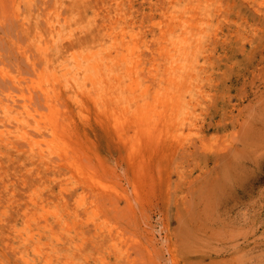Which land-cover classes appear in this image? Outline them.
Listing matches in <instances>:
<instances>
[{"label": "rangeland", "instance_id": "obj_1", "mask_svg": "<svg viewBox=\"0 0 264 264\" xmlns=\"http://www.w3.org/2000/svg\"><path fill=\"white\" fill-rule=\"evenodd\" d=\"M169 1L0 0V264H264V0H173L204 32L186 114L136 125L135 99L163 110L171 86L151 24ZM105 24L137 42L132 80L126 46L96 45Z\"/></svg>", "mask_w": 264, "mask_h": 264}, {"label": "bare ground", "instance_id": "obj_2", "mask_svg": "<svg viewBox=\"0 0 264 264\" xmlns=\"http://www.w3.org/2000/svg\"><path fill=\"white\" fill-rule=\"evenodd\" d=\"M159 9H160V11H161V15H162V18L161 19H159L158 21H151V24L155 27L156 26V28H157V30H158V37L157 38H168V42H167V47H169L167 50H165V53H164V58H167L166 60L168 61L167 62V67L169 68V74H168V76L170 75V77H168L169 78V80H168V78H167V80L168 81H170V84H171V86L169 85V87H168V89H166V92H165V96H164V98H163V100L161 99V98H155L156 96H153L154 98H155V102L156 101H158V102H160V106H161V108L163 109V110H165V111H163V110H156V111H154V112H152L151 110L152 109H150V107L149 106H144V105H146V104H148V102L145 100V98H140V99H144L143 101H146V102H142V104L140 105L138 102L139 101H137V98L135 99V101H134V104H136L135 105V107H134V109L132 110L133 111V114H134V118H135V120H136V125L137 124H139V122H140V124H144L145 126H150V125H152L156 120L155 119H153V117H152V115H154L155 116V118H159L160 120H162V121H165V120H167V118L169 119V121L170 120H175V121H178L179 119H181L183 116H184V114H186V108H187V104L188 103H186V101H185V99H184V96L182 95V94H177V93H175V89H176V86H177V82H179L180 80H182L183 78L185 79V77H189V74L190 73H188V71H189V68H191V66L192 67H194L192 64V62L190 61L191 59L190 58H192L191 57V53H192V49H193V47L195 46V45H197V41L201 38L200 37V33H201V31L203 32V30L200 28V27H202V26H200L201 24H198V22L199 21H197V22H187V21H185V20H181L178 16H176V15H174L173 14V12H174V10H175V4H174V1L173 0H171V1H169L168 2V4L167 5H164L163 7H159ZM173 11V12H172ZM160 15V14H159ZM166 20V19H168L170 22L169 23H174V25H169L168 27H165L164 26V24H162V22H163V20ZM177 27V29H179V33H176V28ZM114 26H112V25H104V32H102L101 34H100V36L98 37V40H97V43L98 44H96V45H100V46H102L103 44H104V42H106L107 41V43H106V46L107 47H105L106 49H113V47L114 48H116V47H118V46H120V44L119 43H121V42H119L118 43V38H117V35L115 34V32H114ZM102 30V29H101ZM124 31V30H123ZM101 32V31H100ZM120 32V31H119ZM117 33V32H116ZM121 33V32H120ZM124 33V32H123ZM126 33V32H125ZM203 34H204V32H203ZM126 35H128V34H126ZM130 36V35H129ZM131 37V36H130ZM132 38V37H131ZM130 38V39H131ZM120 40H123L124 41V35L123 34H121V36H120V38H119ZM127 40V39H126ZM167 40V39H166ZM130 41V40H129ZM200 41H201V39H200ZM128 43L129 42H127V41H124V43H121V45H123V46H126V47H124L126 50H127V52L125 53V54H121V56H119L120 54H117V55H115V57H117V59L118 60H120L121 62H123L122 64H123V67H124V70H123V72H126V74L125 75H127V76H129V78L132 80L133 78H132V74H134V73H130L132 70H136L137 68H139V62L137 61V60H133L134 58H135V56H136V54H135V52H134V47L135 46H137V42L135 43V41L134 42H131L132 43V47L131 48H129L128 49ZM130 47V46H129ZM122 48V47H121ZM195 48V47H194ZM117 49H119V48H117ZM123 49V48H122ZM196 49H197V47H196ZM108 50V51H109ZM120 50V49H119ZM118 50V51H119ZM200 50V49H199ZM137 51V50H136ZM71 52H73V51H71ZM94 52V51H93ZM92 52V53H93ZM91 53V52H90ZM136 53H139V52H136ZM160 53H162V55H163V52H160ZM108 54H110L109 52H108ZM107 54V58L108 59H112V58H110V56ZM135 54V55H134ZM159 54V53H158ZM194 54V53H193ZM74 55V54H73ZM195 55V54H194ZM58 56H61V55H57L56 57H58ZM81 56V55H80ZM89 56V55H88ZM87 55H86V57H88ZM95 56V55H94ZM119 56V57H118ZM197 56V55H196ZM62 57V56H61ZM74 57V56H73ZM76 57H78V55H76ZM75 57V58H76ZM82 57V56H81ZM80 57V58H81ZM113 57V56H112ZM107 58H105V59H101V62L102 63H104L105 61H108L107 60ZM57 59H60V57H58ZM62 59V58H61ZM72 59V58H71ZM74 59V58H73ZM76 59H78V58H76ZM75 59V60H76ZM90 59V58H89ZM89 59H88V61H89ZM116 59V60H117ZM136 59H137V56H136ZM140 59V58H139ZM150 59V58H149ZM83 60V59H82ZM93 60V59H92ZM162 60V59H161ZM197 59H195V61H196ZM46 61H47V59H46ZM64 61H66V60H64ZM81 61V60H80ZM80 61L79 62H77L78 64H77V66L79 67V70L78 71H80V68H81V70H87V69H89V68H91V69H93V70H96V68H97V65H99V63H96L95 64V66L93 65V66H91L89 63H84V62H81L80 63ZM192 61L193 62H195L194 61V59H192ZM62 63H63V61H61ZM73 62V61H72ZM113 62V61H112ZM141 62V61H140ZM155 62H156V60H155ZM47 63V62H46ZM52 63H53V60H52ZM60 63V62H59ZM58 63V64H59ZM94 63V62H93ZM153 63H154V61H153ZM157 63H158V60H157ZM190 63H191V66H190ZM34 64V63H33ZM49 64H51V63H49ZM151 65H152V63H150ZM162 64V63H161ZM195 64H197V63H195ZM34 66V65H33ZM109 66L110 65H108L107 63H105V65H104V68L106 67V70H107V72H105V75H109V73H111L110 72V69H109ZM140 66H142V65H140ZM160 66V65H159ZM62 67H64V66H62ZM62 67H60V68H62ZM74 67V66H73ZM147 66H145V68H146ZM166 67V66H165ZM59 68V69H60ZM77 68V67H76ZM152 68V67H151ZM73 69V68H72ZM140 69V68H139ZM143 69V68H142ZM158 69V68H157ZM161 69V68H160ZM193 69V68H192ZM42 70V69H41ZM61 70V69H60ZM118 70V69H117ZM147 70H148V68H147ZM165 70V68L163 69V71ZM195 70V69H194ZM35 71V70H34ZM44 71V70H43ZM46 71V70H45ZM162 71V70H161ZM80 72H82V71H80ZM122 72V73H123ZM138 72V71H137ZM144 72V71H143ZM190 72V71H189ZM102 73V72H101ZM136 73V72H135ZM168 73V72H167ZM192 73V72H191ZM117 74V73H116ZM120 74H121V72H120ZM124 74V73H123ZM152 74V73H151ZM159 74V73H158ZM122 75V74H121ZM153 75H154V73H153ZM97 76H98V74H97ZM100 76H101V74H100ZM134 76V75H133ZM167 76V75H166ZM165 76V77H166ZM118 77L120 78V76L118 75ZM99 78V77H98ZM121 78H122V76H121ZM93 79V78H92ZM157 79V78H156ZM162 79V78H161ZM42 80V79H41ZM53 80V79H52ZM125 80V79H124ZM136 80H138L139 81V78L138 79H136ZM118 82V81H117ZM128 82V81H127ZM127 82H126V84H127ZM51 82H50V80L48 81V84H50ZM123 83H125V82H122V84ZM41 84V83H40ZM43 84V83H42ZM54 84V83H53ZM56 84V83H55ZM112 84V83H111ZM119 84V83H118ZM46 85V84H45ZM51 85V84H50ZM104 85V83L102 84V86ZM114 85H116V84H114ZM139 84H137V86H138ZM37 86H39V84H37ZM49 86V85H48ZM52 86V85H51ZM54 86V85H53ZM105 86V85H104ZM42 87V86H41ZM110 87V86H109ZM123 87V86H122ZM142 88H143V86H141ZM121 88V87H120ZM133 88V87H132ZM131 88V89H132ZM108 89V88H107ZM112 89V88H111ZM115 89H116V87H115ZM119 89V88H118ZM117 89V90H118ZM124 89V88H123ZM128 89H129V87H128ZM127 89V90H128ZM130 89V90H131ZM145 89H146V87H145ZM149 89V88H148ZM109 91V90H108ZM118 91H121V89H119ZM117 91V92H118ZM140 91V90H139ZM149 91V90H148ZM42 92H44V94L46 95V94H48L47 93V90L45 89V88H43L42 89ZM50 92V91H49ZM115 92V91H114ZM136 92V91H135ZM134 92V93H135ZM144 92V91H143ZM129 93V92H128ZM50 94V93H49ZM113 94V93H112ZM115 94V93H114ZM140 94V93H139ZM43 95V94H42ZM108 96H110L111 94H107ZM119 96V95H118ZM44 98V96H42V99ZM134 98V97H133ZM47 99H49V98H47V95H46V100H44L45 101V103H47ZM118 99H120V100H123L122 98H120V97H118ZM128 99V98H127ZM161 99V100H160ZM50 100V99H49ZM43 101V102H44ZM48 104V106H50L51 104L50 103H47ZM46 104V105H47ZM50 104V105H49ZM128 104H129V102H128ZM133 105V104H132ZM47 106V107H48ZM143 106L145 107V108H143ZM50 108V107H49ZM153 109H154V107H153ZM28 112V111H27ZM125 113H128V112H126L125 111ZM131 113V112H130ZM41 114V113H40ZM122 113L120 112V115H121ZM129 114V113H128ZM29 115H31V114H29ZM117 115V114H116ZM41 116V115H40ZM122 116H123V114H122ZM125 116V115H124ZM55 117V116H54ZM118 117V116H117ZM128 117V116H127ZM52 119H53V117H52ZM116 119H119V118H116ZM123 119V118H122ZM124 119H126V118H124ZM131 119V118H130ZM185 119V118H184ZM56 120V119H55ZM50 121V120H49ZM52 121V120H51ZM114 121V120H113ZM112 121V122H113ZM123 121V120H122ZM121 121V122H122ZM158 121V120H157ZM173 121H171V122H173ZM43 122V121H42ZM55 123V121H52V123ZM116 122V121H115ZM115 122H113V124L112 125H114V123ZM53 123V125L55 126L56 124H54ZM119 123V122H118ZM169 124H170V122H168ZM175 123H177V122H175ZM185 123V122H184ZM45 124V123H44ZM155 124V123H154ZM132 125H133V123H132ZM120 126V125H119ZM52 127V126H51ZM131 127V126H130ZM139 127V126H138ZM142 128H143V126H141ZM140 127V128H141ZM151 127H153V126H151ZM155 127V126H154ZM163 127V126H162ZM48 128V127H47ZM120 128H121V126H120ZM125 128H129L128 126L127 127H125ZM124 128V129H125ZM132 128L133 127H131V130H132ZM136 128V127H135ZM139 128V129H140ZM150 128V127H149ZM53 129L55 130V128L53 127ZM52 129V130H53ZM144 129V128H143ZM143 129H142V133L144 132L143 131ZM153 129V128H152ZM158 129H160V128H158ZM157 129V130H158ZM171 129V128H170ZM177 129V128H176ZM54 130H53V134H54ZM123 129H120V131L121 132H124V130L122 131ZM136 130V129H135ZM138 131V130H137ZM150 131V130H149ZM152 131V130H151ZM153 131H154V129H153ZM172 131V130H171ZM177 130H175V132H176ZM160 132V131H159ZM119 133V132H118ZM126 133V132H125ZM141 133V134H142ZM145 133V132H144ZM117 134V133H116ZM123 134V133H122ZM173 135H174V131H173V133H172ZM131 135V134H130ZM127 136V137H130L131 138V136ZM134 135V134H133ZM120 138H121V136H120ZM128 140H130L129 138H127ZM121 140V139H120ZM122 141V140H121ZM130 144H132L133 142H130V141H128ZM30 143V144H29ZM128 143V144H129ZM27 144H29V148H30V150H32V143L31 142H27ZM134 145V144H133ZM128 147V146H127ZM58 148V147H57ZM60 149V148H59ZM128 149H129V147H128ZM129 150H133L132 148L131 149H129ZM42 152V151H41ZM57 153V152H56ZM61 155V154H60ZM43 156V155H42ZM40 172V171H39ZM41 173V172H40ZM93 173V172H92ZM41 175V174H40ZM95 180V179H94ZM99 180V179H98ZM101 181H102V179H100ZM105 180V179H104ZM89 181H91L90 179H89ZM107 182V181H106ZM91 183V182H90ZM99 183V182H98ZM110 183V182H109ZM96 184V183H95ZM104 184H105V182H104ZM107 184V183H106ZM92 185V184H91ZM101 184H99V186H100ZM88 186V185H87ZM98 186V187H99ZM102 186H106V185H102ZM108 186H110V185H108ZM113 186V185H112ZM115 186V185H114ZM97 186L95 187V188H98ZM114 188V187H113ZM113 188H111V189H113ZM105 189V188H104ZM110 189V188H109ZM108 189V190H109ZM101 190H103L102 188H100V191ZM115 190V189H114ZM118 190V189H117ZM99 191V192H100ZM116 191V190H115ZM30 192V194H28V203H29V205H31L33 208H34V211L35 212H38V213H40V211L42 212V213H48V209L49 208H47V207H49L48 205H45L43 202H42V200H40V199H38V197H36L35 195L36 194H33L34 192H35V190H34V192L32 193V191H29ZM107 192V191H106ZM106 192H104V193H106ZM117 192V191H116ZM118 192H119V190H118ZM101 193H103V192H101ZM51 194V193H50ZM54 194V193H53ZM52 195V194H51ZM105 195V194H104ZM107 195H108V193H107ZM27 196V195H26ZM50 196V195H49ZM56 196V195H55ZM59 197V196H58ZM107 197V196H106ZM40 198V197H39ZM54 198V197H53ZM60 198V197H59ZM108 198V197H107ZM36 199H38V200H36ZM59 201H60V199H58ZM94 200V199H93ZM96 201V200H95ZM62 202V201H61ZM92 203V202H91ZM97 203V202H96ZM27 204V203H26ZM97 205V204H96ZM93 208L95 207V206H92ZM97 207V206H96ZM94 209H97V208H94ZM93 209V210H94ZM92 211V210H91ZM25 212V210H23V213ZM42 213H41V215H42ZM92 213V212H91ZM94 215V214H93ZM46 217V216H45ZM44 217V218H45ZM53 217H54V221L55 222H57V224L58 223H62V222H60L61 221V217L59 216V215H57V214H54L53 215ZM88 217V216H87ZM96 218V217H95ZM97 218H99V216L97 217ZM87 220V219H86ZM102 221V220H101ZM44 222V221H43ZM46 222V221H45ZM48 222H49V219H48ZM47 222V223H48ZM92 222H94L93 220H92ZM107 222V221H106ZM64 223V222H63ZM67 223V222H66ZM49 224V223H48ZM50 224H51V222H50ZM49 224V225H50ZM68 224V223H67ZM99 224H100V222H99ZM106 224H108V223H106ZM43 225H44V223H43ZM96 225V223H94V226ZM102 225V224H101ZM109 225V224H108ZM45 226H47V224H45ZM44 226V227H45ZM69 226V225H68ZM75 226H77V225H75ZM98 226V225H97ZM102 226H104V225H102ZM112 226V225H111ZM43 227V228H44ZM74 228V226H72L71 225V228ZM100 227V226H99ZM99 227H96V229H98ZM110 227V226H109ZM48 227H45V229H47ZM49 228H50V226H49ZM72 228V229H73ZM109 229V228H108ZM112 229V228H111ZM114 229V228H113ZM48 230V229H47ZM101 230H103V229H101ZM13 231H14V233L15 234H17L18 232H19V230L15 227L14 229H13ZM48 231H50V230H48ZM109 231H110V229H109ZM108 231V232H109ZM74 232L76 233V230H74ZM52 233H55V232H52ZM53 237H55V236H53ZM56 239H58V238H56ZM55 239V240H56ZM24 240H26V239H24ZM50 247H52V246H50ZM49 247V248H50ZM76 247H78V246H75V248ZM51 249V248H50ZM22 258V257H21ZM45 259H47L46 258V256L44 257ZM24 259V258H23ZM49 259H50V257H49ZM48 259V260H49ZM34 262V261H33ZM41 262H43V261H41ZM41 262H39V264L41 263ZM30 263H31V261H30ZM29 263V264H30ZM45 263H46V261H45ZM44 262L42 263V264H45ZM32 264V263H31Z\"/></svg>", "mask_w": 264, "mask_h": 264}]
</instances>
